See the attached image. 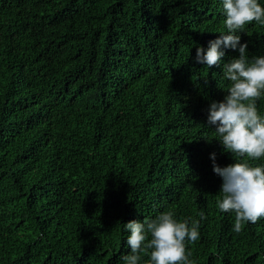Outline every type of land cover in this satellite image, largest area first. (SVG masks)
Masks as SVG:
<instances>
[{"label": "trees", "instance_id": "obj_1", "mask_svg": "<svg viewBox=\"0 0 264 264\" xmlns=\"http://www.w3.org/2000/svg\"><path fill=\"white\" fill-rule=\"evenodd\" d=\"M225 19L223 0H0V264H124V225L167 211L199 221L194 264H264V217L236 233L217 205L211 154L245 158L208 109L239 53L208 68L196 52ZM240 35L264 56V25ZM255 102L264 117V92Z\"/></svg>", "mask_w": 264, "mask_h": 264}, {"label": "clouds", "instance_id": "obj_2", "mask_svg": "<svg viewBox=\"0 0 264 264\" xmlns=\"http://www.w3.org/2000/svg\"><path fill=\"white\" fill-rule=\"evenodd\" d=\"M223 11L228 34L210 41L206 54L203 47L197 48L196 62L211 68L221 65L224 49L239 53L238 58L223 63V79L231 83L223 101L211 103L207 117L208 126L214 127L224 150L245 158L244 162L221 167L215 153L210 157L214 173L223 181L217 195L218 208L235 213L233 231L239 233L243 222L254 224L264 217V166L248 163L264 157V117L258 114L255 102L264 92V56L249 59L248 44L241 43L240 35L253 21L264 25V7L258 0H223ZM200 217L206 218L203 211ZM124 227L131 233L127 237L131 251L121 257L124 264H138L145 249L152 250L149 264H194L189 259L191 253L186 255L185 241L199 238V221L189 226L188 220L178 222L167 211L155 219L131 221Z\"/></svg>", "mask_w": 264, "mask_h": 264}]
</instances>
